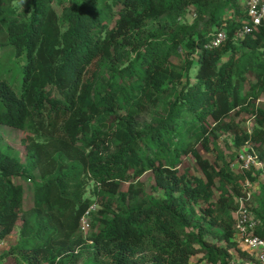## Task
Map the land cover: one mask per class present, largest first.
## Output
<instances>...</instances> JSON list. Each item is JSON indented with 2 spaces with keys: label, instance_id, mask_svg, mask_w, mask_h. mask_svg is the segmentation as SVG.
Instances as JSON below:
<instances>
[{
  "label": "trees",
  "instance_id": "16d2710c",
  "mask_svg": "<svg viewBox=\"0 0 264 264\" xmlns=\"http://www.w3.org/2000/svg\"><path fill=\"white\" fill-rule=\"evenodd\" d=\"M191 6L200 29L185 23ZM247 22L239 0H0V50L12 52L0 60V123L30 151L24 163L0 148L11 264H76L86 251L94 264L247 257L232 241L241 177L221 155L225 138L235 157L249 140L264 160V23L235 41ZM221 30L227 40L210 46ZM188 156L202 176L180 173ZM251 210L264 238V184Z\"/></svg>",
  "mask_w": 264,
  "mask_h": 264
},
{
  "label": "built area",
  "instance_id": "2783aa9c",
  "mask_svg": "<svg viewBox=\"0 0 264 264\" xmlns=\"http://www.w3.org/2000/svg\"><path fill=\"white\" fill-rule=\"evenodd\" d=\"M243 4L249 16V22L235 31V41L242 40L264 23V0H244ZM227 38L226 31L221 30L214 35L210 46L221 45ZM251 130L249 128L248 132L250 133ZM257 148L258 144L246 141L237 152L235 160L230 164L231 168L241 177L242 193L237 197L236 208L233 211L234 235L232 241L238 249L246 252L247 257H240L242 264H264V238L259 234L262 221L251 210L253 197L264 184V160L260 157ZM93 209H95L94 204L81 218V231L85 237L90 230L89 217L90 211ZM12 236L11 234L3 237L0 234V250L5 247Z\"/></svg>",
  "mask_w": 264,
  "mask_h": 264
},
{
  "label": "rangeland",
  "instance_id": "374dc122",
  "mask_svg": "<svg viewBox=\"0 0 264 264\" xmlns=\"http://www.w3.org/2000/svg\"><path fill=\"white\" fill-rule=\"evenodd\" d=\"M240 3L242 5L243 2L242 0H239ZM244 1V0H243ZM185 23L190 24V25H194L196 26V29H200L202 28V23H198L196 20V9L195 7L191 6L188 10L187 13V17L185 20ZM1 53V62H2V67H5L9 61L11 60V53L10 51H7L5 48H1L0 50ZM1 64V63H0ZM17 72L14 71L9 75V79L10 81L13 80V84H15V86L19 87L21 84V74H17L15 75ZM249 82L253 81V76L250 75ZM257 104L259 106L264 107V96L261 98V100L259 102H257ZM236 113V112H235ZM233 113V118L236 120V123L239 125V127L241 129H249L251 128L252 124H253V120L251 119V115L246 113V112H239V114H235ZM238 113V112H237ZM229 132H226L225 135H228ZM23 135H26L25 133H23L22 131H20L19 129L13 128V127H9V126H5L3 124L0 123V148L8 153L11 154L15 157H17L18 159L22 160L24 163L27 162V160L30 158V154H29V149L26 148V146H22V138ZM227 139L225 138V143H222V156L226 159H228L229 161L233 162L235 160V156H234V151L233 148L230 146V144L226 141ZM199 151L201 152V154L203 155V157L209 159L212 163L217 164L215 161L217 160V153L215 151H206L204 150L201 146H199ZM179 171L180 173H187L188 175H190V177H196V176H202V173L198 167V165L195 163L193 157L188 156L185 158L184 163L179 166ZM141 180L145 183L146 187L148 190H151L152 185L154 183V176L152 172H148L146 173ZM24 184V189H25V193H24V201H23V208H28L32 202H33V196H34V188L31 186V182L24 180L23 181ZM262 187V185H261ZM126 188V185H124V189ZM259 193V192H258ZM257 193V194H258ZM256 194V195H257ZM13 236L15 235V233H12ZM11 237L10 240L7 242V244L5 245V247L0 250V264H11L13 262V259L11 258V256L7 257L5 256L6 253L8 252L7 249L10 247V245H12L15 242L16 237ZM239 258V260H238ZM201 259L199 257H195L193 259V264H200ZM76 264H94L93 262V255L89 252L86 251L84 253V257L77 262ZM204 264V262L202 263ZM232 264H242L240 261V257H236L234 258Z\"/></svg>",
  "mask_w": 264,
  "mask_h": 264
},
{
  "label": "crops",
  "instance_id": "0c3cea01",
  "mask_svg": "<svg viewBox=\"0 0 264 264\" xmlns=\"http://www.w3.org/2000/svg\"><path fill=\"white\" fill-rule=\"evenodd\" d=\"M202 263H203V262H200V264H202ZM191 264H193V260H192Z\"/></svg>",
  "mask_w": 264,
  "mask_h": 264
}]
</instances>
